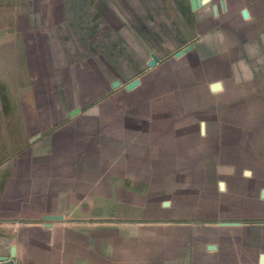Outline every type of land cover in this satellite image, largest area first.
<instances>
[{"label": "crops", "instance_id": "obj_1", "mask_svg": "<svg viewBox=\"0 0 264 264\" xmlns=\"http://www.w3.org/2000/svg\"><path fill=\"white\" fill-rule=\"evenodd\" d=\"M17 10L30 12L28 18L23 19L24 14L20 17ZM25 23L37 25L32 29L34 37L23 36L25 42H80L84 40L81 35L87 33L88 41L105 42L106 56H113L121 43L119 47L126 49L128 58L120 63L110 59L112 67L146 68L142 58L152 53L151 57L161 63L145 75L142 90L126 93L132 116L122 123L127 132L141 127L148 112L145 97L169 91L172 101L157 108L151 132L155 143L170 147V155L162 157L157 149L137 147L127 154L128 159L137 161L141 171L153 165L183 163L193 173L177 178L185 185L194 182L187 187L188 199L193 198L195 185L204 182L203 172L208 168L212 170L207 176L211 186L221 174L227 180L218 182L220 190L231 185L235 191L234 195L217 196L211 187V195L205 197L208 207L219 203L236 212L237 217L264 211L257 208L264 199V0H0V43L20 40ZM42 25L48 27L47 31L38 27ZM178 41L187 48L173 55ZM156 48L166 52H157ZM167 54L171 57L163 59ZM114 97H108L107 102ZM181 104L185 105L188 122L186 135L177 142L169 129L170 122L180 116ZM196 124L200 125L199 134ZM117 129L125 130L118 125ZM218 168L221 170L215 176ZM233 168L256 169L259 173L251 176L247 170L244 174L248 177L232 176ZM146 178L154 186L174 181L173 177L161 178L155 173ZM29 181L19 179V183L11 184L9 179L1 189L0 261L64 264L63 251H34L36 228L17 219L33 215L30 210L18 212L20 195L30 190ZM48 183L37 184L43 188ZM42 213L34 215L49 212ZM96 227L120 235L106 241L101 253L92 250L88 264H264V226L256 224ZM67 231L64 225H53V229L45 230L44 237L58 243ZM109 245L115 249L109 250Z\"/></svg>", "mask_w": 264, "mask_h": 264}, {"label": "rangeland", "instance_id": "obj_2", "mask_svg": "<svg viewBox=\"0 0 264 264\" xmlns=\"http://www.w3.org/2000/svg\"><path fill=\"white\" fill-rule=\"evenodd\" d=\"M29 13L18 12V15H26L24 19ZM36 26L27 23L21 27L24 35L20 33V40L0 43V192L9 179L11 184L19 183V179L30 180V190L20 195L22 206L18 212L30 210L33 215L17 219L36 228L34 251H63L64 264H88L92 250L101 253L106 241L111 242L120 235L115 230L95 229L98 225L264 226V211L237 217L236 212L219 203L212 209L207 206L205 197L211 195V187L217 196L235 194L231 185L220 190L218 182L227 180L221 174L214 180L215 186H211L207 176H211L212 170L205 169L204 182L195 185L193 198L188 199L187 187L194 182L185 185L177 178L193 175L189 167L183 163L153 165L141 171L137 161L128 159L127 154L137 147L157 149L162 157L170 155V147L155 143L151 132L157 108L172 101L169 91L145 97L148 112L143 116L141 127L129 128L127 132L122 123V119L131 115L126 93L142 90L147 81L145 75L161 63L151 57L152 53L142 58L141 64L147 65L146 68L112 67L110 59L120 63L128 58L126 49L119 47L121 43L113 56H106L105 42H90L87 33L81 35L84 40L80 42H25V36H35L32 29ZM38 27L48 29L45 25ZM176 45L173 55L187 48L179 41ZM113 95L116 97L107 102ZM180 110L179 118L170 122L169 129L177 142L186 135L188 122L184 104ZM117 125L125 130L121 132ZM199 126H195L197 134ZM220 170L216 169L214 175ZM231 170L232 176L240 177H248L244 174L247 170L251 176L259 173L249 168ZM154 173L161 178L173 177L174 181L158 186L149 184L146 176ZM38 182L49 183L41 188ZM257 208H264V199ZM35 212L49 213L34 215ZM53 225L68 227L63 241L60 238L58 243L48 242L44 237L45 230L53 229ZM112 248L115 246H108L109 250ZM261 257L264 262V255Z\"/></svg>", "mask_w": 264, "mask_h": 264}, {"label": "water", "instance_id": "obj_3", "mask_svg": "<svg viewBox=\"0 0 264 264\" xmlns=\"http://www.w3.org/2000/svg\"><path fill=\"white\" fill-rule=\"evenodd\" d=\"M0 264H14V262L10 261V262H2L0 261Z\"/></svg>", "mask_w": 264, "mask_h": 264}]
</instances>
